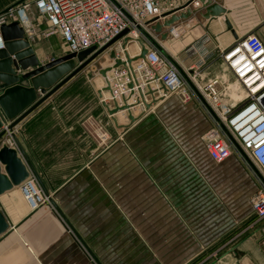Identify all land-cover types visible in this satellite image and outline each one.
<instances>
[{
    "label": "crops",
    "instance_id": "crops-1",
    "mask_svg": "<svg viewBox=\"0 0 264 264\" xmlns=\"http://www.w3.org/2000/svg\"><path fill=\"white\" fill-rule=\"evenodd\" d=\"M188 1L176 0V6H184ZM9 2L10 0H0V13L6 10ZM212 3L223 12L218 16L203 18L205 11L201 9L193 20H190V15L187 20L175 23L180 24L184 31L177 39L167 36L164 39V48L182 61L185 67H190L195 60L186 58L184 48L207 36L209 42L205 49L209 57L200 67L197 79L204 83L201 84L203 86L216 80V90L220 95H226L225 82H229L233 76L223 68L220 51L251 33L257 35L264 45V0H212ZM185 12L182 10L173 15ZM169 18L170 15L165 17L166 20ZM45 22L49 30L50 26L46 20ZM54 37L60 38L58 34L48 38ZM50 43H47L48 46ZM37 45L32 43L35 54L38 49H42L41 45ZM55 50L56 47L52 49L53 52ZM47 61L39 60V65L46 64ZM20 84L28 85L24 81ZM105 87L106 79L99 73L82 71L46 98L18 122L12 131H6L0 140V148L7 147L16 151L28 176L35 178L38 187L48 198L47 203L30 210L21 195L20 185L0 195V214L7 224L6 231L0 234V264H95L86 248L91 250L100 264H107V248L100 243L101 239L107 238L106 228L103 231V226H99L91 232L90 226L85 224L98 222L99 225L104 223L106 226L108 221H116L120 214L129 218L131 224L130 232L127 230L129 235L125 237L132 240L127 254L132 256L138 253L137 241L140 236L153 239L148 225L146 232L139 229L143 226L140 223L144 222L140 212L146 209V217L151 215L150 211L156 203L153 188L159 186L158 182L150 178L151 181L142 183L137 178L124 183L117 176L123 170L135 175L144 172L150 176L171 170L106 166L96 168V162L100 163L101 158L112 157L110 152L106 153V148L96 144V127H106L108 137H112L111 141L116 143L125 121H129L130 125L133 123L128 118L127 110L112 116L108 114V109H113L122 102H106L110 92ZM153 87L154 91L143 95L148 109L144 106L142 108L138 103L134 104V97L128 102L135 120L138 118L135 116L145 112L147 114L142 119L146 118L157 106L165 104L163 92L157 85H152ZM37 96L41 97L38 94ZM160 99H163L162 103ZM228 107L237 108L231 104ZM0 119L3 125L0 130H5L12 122ZM206 158L210 161L207 154ZM95 170L99 173L111 170L116 179L107 182L102 178L99 182H91L89 176ZM248 204L245 218L240 225L242 235L234 236L233 239L237 237L235 246L241 250V254L261 255L264 253V221L253 215L250 202ZM66 224L72 229L73 235L67 231ZM115 233V238H124L122 233ZM94 239H99L98 243ZM79 240L87 246L85 249L79 245ZM133 240L136 245H132Z\"/></svg>",
    "mask_w": 264,
    "mask_h": 264
},
{
    "label": "rangeland",
    "instance_id": "rangeland-1",
    "mask_svg": "<svg viewBox=\"0 0 264 264\" xmlns=\"http://www.w3.org/2000/svg\"><path fill=\"white\" fill-rule=\"evenodd\" d=\"M23 1L29 2L30 5V28L21 27L24 31L23 37L33 49L37 61L49 60V63L64 56L66 48L61 38L49 39L45 36V19L35 10L33 0H10L5 9ZM150 32L156 37L157 33L153 29ZM156 39L161 48H166L164 39L160 36ZM139 40L144 42L141 38ZM32 43L42 47L36 49L37 55ZM47 43H50V46ZM130 44L128 52L133 54L138 44ZM54 47L55 52L52 51ZM118 55L121 54L118 52ZM111 59L108 51L103 52L82 71L98 74L100 70L111 65ZM221 64L229 72L224 63ZM196 80L199 84H204L197 77ZM225 83L227 94L218 96L222 107L227 108L229 104L241 106L245 99L241 87L233 77ZM184 95L185 97L173 93L165 97V104L157 106L146 118L142 119L147 114L144 112L135 116L138 118L131 125L129 121H125L116 143L111 141L112 137H108L106 127H102V131L107 135L106 143L98 138L96 132L94 135L96 144L106 148V153L110 152L112 155L101 158L100 163L95 161L96 168L106 166L171 170L152 176L144 172L140 175L130 174L123 170L122 174L117 176V179H123L124 183L137 178L142 183L151 181L150 178L158 182L159 186L153 188L156 203L150 211L151 215L146 217V209L140 212L144 222L140 223L143 226L139 229L146 232L148 225L149 234L153 239L140 236L137 241L138 253L131 256L127 252L130 251L132 240L130 237L125 238L129 235L127 230L130 232L131 224L124 214H120L116 221H108L106 226L104 223L99 225L98 222L85 225L90 226L91 232L99 226H103V231L106 228L107 238L101 239L100 243L107 248V264H264V253L243 255L235 246L237 237L233 239L234 236L242 235L240 225L261 177L248 158L242 156L236 148H233L230 157L222 164H214L206 158L204 136L214 125L216 114L206 104L205 98L196 92L186 88ZM162 102L163 99L160 103ZM174 169L177 170L172 171ZM89 177L90 181L95 183L102 178L107 182L116 179L111 170L106 173L95 170ZM66 226L69 234L73 235L72 229L68 224ZM116 231L122 233L124 238H115ZM98 241L99 239H94V242ZM79 245L84 249L87 247L81 241ZM132 245H136L134 240ZM88 249L86 248L90 252L91 261L100 264Z\"/></svg>",
    "mask_w": 264,
    "mask_h": 264
},
{
    "label": "built area",
    "instance_id": "built-area-1",
    "mask_svg": "<svg viewBox=\"0 0 264 264\" xmlns=\"http://www.w3.org/2000/svg\"><path fill=\"white\" fill-rule=\"evenodd\" d=\"M188 2L178 8L176 0H33L36 10L50 26L45 36L58 34L65 45V55L89 49L95 52L127 31L113 43L121 48L106 50L113 51L115 58L125 62L124 66L112 68L106 73V83L110 87L106 102L117 104L121 101L120 105H116L121 106L123 100L128 104L134 97V104L139 100L138 104L144 106L143 95L154 91L152 85L159 87L163 97L173 93L185 97V89L188 88L205 98L206 104L216 114L214 125L204 136L205 152L210 161L217 165L230 157L233 148L248 158L261 177L250 199L251 212L258 220L264 221V45L257 35L251 33L220 51L221 61L245 95L241 106L223 108L215 87L217 81L212 80L202 86L196 80L200 67L209 57L205 49L209 38L203 36L184 48L186 58L195 60L190 67H185L182 61L158 45L156 38L160 35L156 34L155 37L150 32L155 23H162L165 17L182 10L189 9L192 16L190 20H193L203 7L199 0ZM29 6V2L23 1L1 12L0 26L17 22L20 27L28 26L29 29ZM183 31L180 24L163 29L166 37L174 39ZM125 38H128L126 43ZM132 42L138 45L136 51L130 54L128 49ZM142 46L147 50L144 58L128 65L125 53H129L130 58L136 57ZM1 48L3 41L0 35ZM113 64L114 59H111L109 67ZM96 133L104 143L107 135L102 128L97 127ZM20 191L30 210L37 209L48 200L32 176L20 184Z\"/></svg>",
    "mask_w": 264,
    "mask_h": 264
},
{
    "label": "water",
    "instance_id": "water-1",
    "mask_svg": "<svg viewBox=\"0 0 264 264\" xmlns=\"http://www.w3.org/2000/svg\"><path fill=\"white\" fill-rule=\"evenodd\" d=\"M199 2L205 11L203 18L218 16L223 12L219 6L212 3V0H199ZM190 15L191 12L189 9L179 15L172 14L168 20L165 19L162 23H155L152 29L163 40L166 38V33L163 32V29L178 23L180 20H187ZM126 33L127 31L122 32L95 52H93V49H89L78 54H66L52 62L39 65L33 49L24 39V31L18 23L12 22L8 25H1L0 35L3 41V48L0 49V91H2L0 94V118L12 120L11 124L6 128L7 131H12V128L18 122L37 108L52 93L87 67ZM127 41L128 38H125L124 42L126 43ZM146 52V48L142 46L139 55L136 57L130 58L125 53L126 63L130 65L138 59H143ZM109 56L114 59V64L112 67L100 70L99 74L103 78H106V73L112 68L125 65V62L115 58L113 51L109 52ZM22 81L28 83V85L20 84ZM129 88H132V86L129 85ZM105 90L110 92V87L107 83ZM37 94L41 95V97L37 98ZM139 102V100H136V103ZM144 106L147 109L149 108L147 104H144ZM130 107L131 105H128L123 100L121 106H115L113 109H108L107 112L112 116L119 111L127 110L129 120L134 122L135 119L130 113ZM1 127L2 122L0 119V129ZM5 132V130H0V140ZM27 177L26 167L17 156L16 151L7 147L0 148V195L12 189V187L19 186ZM6 229V221L0 214V234L4 233Z\"/></svg>",
    "mask_w": 264,
    "mask_h": 264
},
{
    "label": "bare ground",
    "instance_id": "bare-ground-1",
    "mask_svg": "<svg viewBox=\"0 0 264 264\" xmlns=\"http://www.w3.org/2000/svg\"><path fill=\"white\" fill-rule=\"evenodd\" d=\"M118 44H113L111 47H109L110 49H112V47L114 48L115 46H117ZM119 48H121L120 46H118Z\"/></svg>",
    "mask_w": 264,
    "mask_h": 264
}]
</instances>
